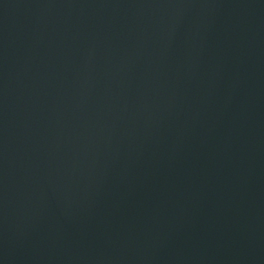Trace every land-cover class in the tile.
<instances>
[{
    "label": "water",
    "instance_id": "water-1",
    "mask_svg": "<svg viewBox=\"0 0 264 264\" xmlns=\"http://www.w3.org/2000/svg\"><path fill=\"white\" fill-rule=\"evenodd\" d=\"M2 264H264V0H0Z\"/></svg>",
    "mask_w": 264,
    "mask_h": 264
},
{
    "label": "snow or ice",
    "instance_id": "snow-or-ice-1",
    "mask_svg": "<svg viewBox=\"0 0 264 264\" xmlns=\"http://www.w3.org/2000/svg\"><path fill=\"white\" fill-rule=\"evenodd\" d=\"M0 264H2V261H0Z\"/></svg>",
    "mask_w": 264,
    "mask_h": 264
}]
</instances>
